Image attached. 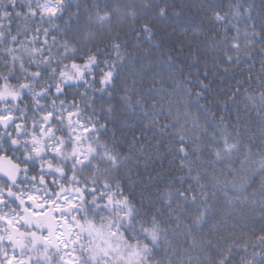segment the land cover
Returning a JSON list of instances; mask_svg holds the SVG:
<instances>
[{
  "label": "clouds",
  "instance_id": "9594fccd",
  "mask_svg": "<svg viewBox=\"0 0 264 264\" xmlns=\"http://www.w3.org/2000/svg\"><path fill=\"white\" fill-rule=\"evenodd\" d=\"M0 264H264V0H0Z\"/></svg>",
  "mask_w": 264,
  "mask_h": 264
}]
</instances>
